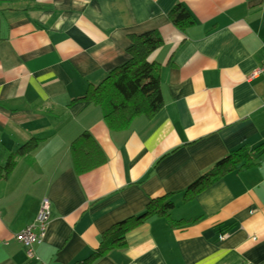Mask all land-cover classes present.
Returning a JSON list of instances; mask_svg holds the SVG:
<instances>
[{
	"label": "crops",
	"instance_id": "obj_1",
	"mask_svg": "<svg viewBox=\"0 0 264 264\" xmlns=\"http://www.w3.org/2000/svg\"><path fill=\"white\" fill-rule=\"evenodd\" d=\"M177 3L194 19L184 29L169 18ZM147 31L163 40L148 57L163 105L110 129L82 97ZM263 51L264 0H0V264H264V87L249 78ZM83 131L105 161L77 174L69 147ZM241 147L248 165L189 194ZM43 198L30 255L15 234ZM157 199L169 217L144 214ZM137 216L122 247L91 258L105 230Z\"/></svg>",
	"mask_w": 264,
	"mask_h": 264
},
{
	"label": "trees",
	"instance_id": "obj_2",
	"mask_svg": "<svg viewBox=\"0 0 264 264\" xmlns=\"http://www.w3.org/2000/svg\"><path fill=\"white\" fill-rule=\"evenodd\" d=\"M169 18L181 29L194 22L191 14L180 3L175 4L169 11ZM130 38L131 44L128 47L130 58L117 69L109 72L99 84L87 89L82 97L101 107L106 124L113 130L127 127L130 120L136 115L143 113L150 116L163 105L159 63L148 59L151 52L162 45V37L156 31H147L132 34ZM36 142L34 140L25 142L8 158L4 164V171L11 169L17 154L31 149L36 145ZM69 148L72 165L77 174L93 169L105 161L103 153L88 131H83L72 140ZM245 150L246 147L238 148L218 161L214 168L190 185L187 190L189 194L193 195L204 189L223 173L235 169L241 161L244 165H248L249 154ZM162 200H151L147 204L144 214L159 213L169 217L165 202ZM141 217L137 216L132 220L131 218L124 219L105 230L101 235L98 247L91 254V258L99 256L113 247H122L125 244V234L140 221Z\"/></svg>",
	"mask_w": 264,
	"mask_h": 264
},
{
	"label": "built area",
	"instance_id": "obj_3",
	"mask_svg": "<svg viewBox=\"0 0 264 264\" xmlns=\"http://www.w3.org/2000/svg\"><path fill=\"white\" fill-rule=\"evenodd\" d=\"M263 59H264V51H263ZM261 75L263 78V87H264V60L263 63L256 67L249 78ZM50 217V204L47 198H43L40 203L39 210L36 214L34 221L24 227L21 231L15 234V237L20 242H23L27 246L28 254L33 253V244L36 242H40L45 235L46 226L48 224V220Z\"/></svg>",
	"mask_w": 264,
	"mask_h": 264
}]
</instances>
